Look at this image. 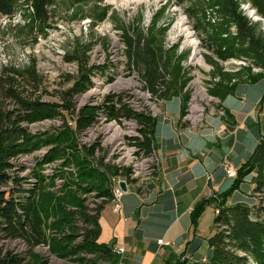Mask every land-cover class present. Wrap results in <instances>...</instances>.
I'll use <instances>...</instances> for the list:
<instances>
[{
  "label": "rangeland",
  "instance_id": "obj_1",
  "mask_svg": "<svg viewBox=\"0 0 264 264\" xmlns=\"http://www.w3.org/2000/svg\"><path fill=\"white\" fill-rule=\"evenodd\" d=\"M10 1L16 8L13 17L0 15V71L8 68L26 73L29 68L35 69L41 82L36 94L41 96L42 101L57 103V92L69 88L65 78L75 75L77 70L75 63H68L67 60L79 58L84 53L89 66L103 68L91 75L93 87L83 95L75 96L74 107L77 111L85 107L96 108L103 97L112 95H119L124 105L131 106L137 112L145 110L156 121L166 109L165 118L177 120L179 129L188 128L189 139L194 140L190 145L195 147V151L203 145L204 150H199L198 156L191 152L192 157L202 160L204 156L207 158L214 153L212 159L219 160L224 155L229 158L224 159L221 171L232 182L223 190L214 187L210 192L207 191L203 199L215 200L216 203L201 211L193 235L206 239L212 237L215 232L213 219L220 208L219 196L231 188L238 168L248 160L257 140L264 135V71L248 68L237 60L215 62L207 49L203 48L198 38L200 35L193 29V23L186 17L183 6L178 5V0H123L124 5L109 0H50V7L46 10L48 20L40 26L32 20L30 1ZM179 20L183 23L184 33H180L177 27ZM137 28L145 35L152 33L157 37L163 50H173V58L181 55V75L189 81L183 90L188 93V100L184 103L182 113L180 99L172 97L165 102L151 100L147 92L142 91V83L136 72L128 70L122 31L129 29L132 33ZM189 40L194 42V46L187 45ZM194 51L201 63L192 61ZM252 76L261 80L249 83ZM24 87L31 89V86ZM225 88H233V94L222 98ZM212 91L220 97H215ZM194 105L195 109L192 108ZM74 119L71 120L66 112H61L54 119L31 124L29 133L31 136H50L55 139L61 133H70V140L75 144L80 161L107 176L110 188H115L122 181L126 186H134L143 195L142 187L146 181L156 178L159 163L154 150L153 175L150 177L141 173V165H150V161L143 159L145 154L137 146L141 141L139 125L134 121H112L106 115L99 114L94 123L79 131ZM219 122H225L231 128L237 125L240 129L239 144L234 151L231 143L234 138L230 130L229 135L222 139L225 140L218 143V132L225 130V126L222 130ZM196 133L201 138H197ZM53 146L50 143L37 148L21 159L26 162V171L22 174L31 178L32 185L38 186L40 178L43 180L39 188L42 195L39 197L38 194L34 215L39 224L42 243L29 249L18 242L0 239V259L9 254L19 256L23 264H88L78 261V258L85 261L93 259L83 257V254L71 257L65 250L76 242L75 229L79 219L83 218L81 212L85 214L90 208L102 205V196L88 187L90 180H81L79 165L70 162L66 156L44 162ZM67 153L70 155L72 152ZM182 156L184 161L191 160L187 154L183 153ZM227 167H231L234 177L227 175ZM128 169L131 174L129 178L123 175ZM253 174L244 178L238 189L226 197L225 206L239 203L248 207L259 203L264 206V191H251ZM211 178L206 176V182L211 183ZM47 194L50 199L48 196L43 198ZM111 206L116 214L121 209V202L117 210ZM64 212L71 218V226L58 225V219Z\"/></svg>",
  "mask_w": 264,
  "mask_h": 264
},
{
  "label": "trees",
  "instance_id": "obj_2",
  "mask_svg": "<svg viewBox=\"0 0 264 264\" xmlns=\"http://www.w3.org/2000/svg\"><path fill=\"white\" fill-rule=\"evenodd\" d=\"M27 1L31 4L30 14L34 23L39 26L45 24L50 0ZM241 2L250 3L256 15L264 19V0H178V5L183 6L186 17L193 23V29L200 35L198 38L203 48L207 49L215 62L237 60L248 68L264 71V34L260 24L249 20L241 12ZM14 11L16 8L10 0H0V15L13 17ZM122 32L126 65L128 70L136 72L142 83V91L147 92L151 100L156 102H165L172 97L180 99L182 113L184 103L188 100V93L183 90L189 81L181 75V55L173 58V50H163L159 39L152 33L145 35L138 28L132 33L129 29H123ZM67 61L75 63L77 70L75 75L65 78L69 88L57 92V103L42 101L41 96L36 94L41 82L35 69L29 68L26 73L8 68L0 71V239L18 242L29 249L42 243L39 224L34 215L38 194L39 197L42 195L39 188L43 180L40 178L38 186L32 185L31 178L22 174L26 171V162L21 159L33 150L53 143L55 146L50 149L44 162L66 156L70 162L77 163L81 170V180H90L88 187L96 190L103 201L102 205L90 208L85 214L81 212L83 218L79 219L75 229L76 242L67 247L65 253H70L71 257L82 254L92 256L93 259L88 261L78 258V261L88 264H99L105 260L115 263L116 257L111 247L97 242L100 236L99 214L113 199L114 189L109 187L107 176L80 161L75 144L70 140V133H61L56 139L50 136L43 138L31 136L29 127L35 122L54 119L61 112H66L71 120L75 117L79 131L94 123L99 114L121 123L134 121L139 125L141 134L137 146L145 156H151L155 150L153 130L157 121L145 110L137 112L131 106L124 105L119 95L105 96L96 108L85 107L77 111L74 107L75 96H81L93 87L90 77L103 67L89 66L84 53L79 58L71 57ZM259 80L261 78L252 76L248 82ZM108 81L111 82L110 79ZM24 85L31 86V89L28 90ZM212 94L220 97L213 91ZM232 94L233 88H225L221 97ZM67 152L72 153L68 155ZM249 156L238 168L231 188L219 196L220 208L212 223L215 229L213 236L204 240L194 236L181 255L171 258L165 264H264V206L260 203L253 207L240 203L225 206L226 197L235 192L239 183L252 172L251 191H264V135L259 137ZM129 174L130 169L123 173L127 178ZM45 196L51 198L49 194L43 195V198ZM212 203L215 204V200L202 199L189 212L194 235L201 211ZM57 223L70 225L71 218L64 212ZM203 241L206 242L207 250L199 254ZM0 264H23V261L19 260V256L9 254L0 259Z\"/></svg>",
  "mask_w": 264,
  "mask_h": 264
},
{
  "label": "crops",
  "instance_id": "obj_3",
  "mask_svg": "<svg viewBox=\"0 0 264 264\" xmlns=\"http://www.w3.org/2000/svg\"><path fill=\"white\" fill-rule=\"evenodd\" d=\"M165 116L166 109L157 118L153 130L159 163L156 178L146 181L142 187L143 195L134 186H126L118 213H113L108 203L99 214L100 236L97 242L107 244L116 251L122 249L121 253L114 254L115 263L105 260L99 264H165L171 257H178L194 235L189 211L203 197L206 198L207 191L214 187L223 190L232 182L221 171L224 159L229 160L227 156H220L219 160L211 158L214 153L207 158L204 156L202 160L192 157V153L198 156L199 150H204L203 145L195 151V147L190 145L194 140L189 139L188 128H177V120ZM219 126L222 130L225 126L226 131L218 132V143L225 140L222 139L230 130L234 138L231 142L234 151L239 144L240 129L237 125L231 128L225 122H219ZM195 136L201 138L197 133ZM188 147L193 150L190 151ZM183 153L189 155L191 160L184 161ZM206 176L212 177L211 183L206 182ZM199 239L206 238L199 236ZM206 250V242L203 241L198 253L203 254Z\"/></svg>",
  "mask_w": 264,
  "mask_h": 264
},
{
  "label": "built area",
  "instance_id": "obj_4",
  "mask_svg": "<svg viewBox=\"0 0 264 264\" xmlns=\"http://www.w3.org/2000/svg\"><path fill=\"white\" fill-rule=\"evenodd\" d=\"M249 4L250 3H248V2H245V3L241 2L239 4L240 10L245 16H247V18L249 20L253 21L254 23L260 24L261 30H262L261 32L264 34V19L260 18V16L258 17L256 15V12L254 11V9ZM152 158H153L152 155L143 157V159L150 161V165H149V163L146 165L142 164L140 167L141 173L148 174L147 176H150V177L153 175V173L155 171V168L153 166L154 164L152 163L153 162ZM225 171L229 177H231V178L234 177V172L231 170V167L225 168ZM129 175H131V174H129ZM118 186H119V184L116 185L115 188H113L114 189L113 190V199L110 201V203L114 206L115 210H117L119 208L120 202L118 201V199H120V197L122 196V193H123V191ZM119 252H122V249H118V251L113 250L114 254H118ZM83 257H86L89 259L92 256L83 255Z\"/></svg>",
  "mask_w": 264,
  "mask_h": 264
},
{
  "label": "bare ground",
  "instance_id": "obj_5",
  "mask_svg": "<svg viewBox=\"0 0 264 264\" xmlns=\"http://www.w3.org/2000/svg\"><path fill=\"white\" fill-rule=\"evenodd\" d=\"M109 2H113V3H116L118 5H124L125 4L123 0H109ZM182 26H183V23L179 20L178 23H177V27H179V32L180 33H184V31H185V29ZM187 45L194 46V42L191 41V40H189L187 42ZM192 61H195L197 63H201L200 60L197 57L196 51H194V53H193ZM192 108L195 109L196 108V105H194ZM122 157H124V156H122Z\"/></svg>",
  "mask_w": 264,
  "mask_h": 264
},
{
  "label": "water",
  "instance_id": "obj_6",
  "mask_svg": "<svg viewBox=\"0 0 264 264\" xmlns=\"http://www.w3.org/2000/svg\"><path fill=\"white\" fill-rule=\"evenodd\" d=\"M125 186H126L125 183L122 182V181L119 183V186H118V187L123 191V193H125L126 190H127V189L125 188Z\"/></svg>",
  "mask_w": 264,
  "mask_h": 264
}]
</instances>
